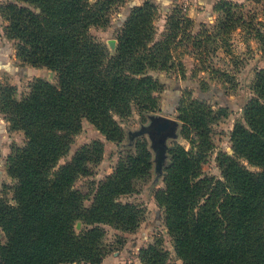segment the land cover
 <instances>
[{
	"label": "trees",
	"instance_id": "obj_1",
	"mask_svg": "<svg viewBox=\"0 0 264 264\" xmlns=\"http://www.w3.org/2000/svg\"><path fill=\"white\" fill-rule=\"evenodd\" d=\"M123 1L13 0L0 6L7 37L19 42L17 56L57 73L56 82L37 79L21 101L14 100L13 86L0 85V97L9 105L5 115L26 137L5 164L16 183L12 201L0 196L5 236L0 264H101L111 251L105 225L133 230L141 222L139 208L119 196L151 170L148 150L129 156L101 181L90 206L84 204L87 194L74 187L86 166L59 164L68 135L78 132L84 119L108 140L119 141L125 131L117 115L127 116L133 108L161 110L167 84L160 72L169 69L171 41L192 20L174 8L167 39L154 42L156 5L131 0L112 53L90 28L108 23L113 5ZM236 5L223 0L216 10L225 13ZM181 74L185 77L183 69ZM253 90L245 124L232 131V153L223 154L221 178L203 175V152L179 143L161 152L165 186L155 199L183 264H264V68L256 73ZM191 94L185 89L175 110L184 129L193 128L207 143L213 109ZM142 133L130 132L129 146ZM240 158L261 171L247 169ZM140 263L169 264L167 252L150 245L141 250Z\"/></svg>",
	"mask_w": 264,
	"mask_h": 264
},
{
	"label": "rangeland",
	"instance_id": "obj_2",
	"mask_svg": "<svg viewBox=\"0 0 264 264\" xmlns=\"http://www.w3.org/2000/svg\"><path fill=\"white\" fill-rule=\"evenodd\" d=\"M9 1L13 0H0V6ZM126 1L113 5L108 14V23L90 28L93 37L105 44L112 53L118 33L122 29L126 7L132 3L131 0L127 3ZM237 4L228 12L217 13L212 22L198 26L192 21L186 32L179 31L173 38L169 69L160 72L167 84L161 98L160 111L147 112L133 108L127 116L117 115L116 118L125 131L119 141L108 140L102 131L86 119L78 132L68 135L69 147L61 156L59 164L81 162L88 169L87 173L79 174L74 183L76 189L87 194L84 200L86 206L91 205L100 182L115 172L120 163L125 162L129 156L137 155L145 149L152 155V168L149 173L134 179L131 191L119 196L120 201L133 203L139 208L141 222L133 230L115 229L105 225L106 242L111 251L101 264H141V250L150 245L165 250L169 264H183L176 254L173 238L165 224V213L155 199V191L165 186L160 150L154 147L153 138L148 132L136 137L129 146V133L143 131L158 115L171 117L177 121V127L175 134L166 139V145L170 147L179 143L187 150L203 152V175L222 177L223 154L232 153V131L236 125L245 124L246 105L255 96L253 83L256 73L264 68V0H244ZM173 13V9L166 15L157 13L153 27L154 42L167 39L170 32L167 22ZM7 24L0 8V32L3 33V38H0V68L21 78L14 79L2 74L0 85L13 86L14 100L21 101L37 79L56 82L57 73L46 66L24 63L17 56L18 40L7 37ZM182 69L185 77L181 74ZM185 89L191 91V97L204 100L213 109V115L208 117L207 143L193 128L184 129L178 118L175 109ZM4 101L0 97V117L8 122V133L3 139L1 135L5 132V126L0 123V171H3L0 173V196L12 201L11 188L16 180L6 174L8 154L1 148L6 144L14 147L18 140L25 143L26 137L22 129L8 120L9 116L5 115L4 108L9 109V105L5 106ZM239 160L247 169L255 173L261 171L245 158ZM167 161L169 157H166L164 163ZM0 238L1 241L5 240L1 229Z\"/></svg>",
	"mask_w": 264,
	"mask_h": 264
},
{
	"label": "crops",
	"instance_id": "obj_3",
	"mask_svg": "<svg viewBox=\"0 0 264 264\" xmlns=\"http://www.w3.org/2000/svg\"><path fill=\"white\" fill-rule=\"evenodd\" d=\"M134 1H136V3H139V4L143 3L144 1H149V2L153 3L154 5H156L158 12L161 13L162 15H166L171 9L174 10V8H176V7L180 10L181 14H183V12L181 11L182 10L181 9L182 0H134ZM221 1H223V0H194V1H191L190 6L188 8H186L185 15L188 18H190L194 24H196L198 26L201 24H205L207 22H212L215 19V15L218 13L216 10V7ZM228 1L235 2V3H241L244 0H228ZM1 35L3 36V33H1ZM1 35H0V38H3ZM3 71H5V70L0 68V76L2 74H4V75L9 76V77L14 78V79H17V77L19 79L21 78V77L16 76V75H11L7 71H5V73H4ZM0 123H3L5 126V132L2 133V135H1V138L3 139L5 134L8 133L7 132V123L8 122L3 117H0ZM2 139L0 140V144L2 143ZM23 144H24L23 141L19 142V140H18L17 142L14 143V146H22ZM1 149L3 150V152L7 153L9 156L12 152L13 147L10 144H6ZM8 156H7V158H8ZM2 172L3 171H0V173H2ZM6 174L9 175L7 173V170H6ZM102 263H104V262H102ZM106 264H109V263H106Z\"/></svg>",
	"mask_w": 264,
	"mask_h": 264
},
{
	"label": "water",
	"instance_id": "obj_4",
	"mask_svg": "<svg viewBox=\"0 0 264 264\" xmlns=\"http://www.w3.org/2000/svg\"><path fill=\"white\" fill-rule=\"evenodd\" d=\"M177 121L171 117L158 115L152 119L150 125L146 126L143 132H148L153 138L154 147L161 152L166 148V139L175 134ZM80 226V223H78Z\"/></svg>",
	"mask_w": 264,
	"mask_h": 264
},
{
	"label": "built area",
	"instance_id": "obj_5",
	"mask_svg": "<svg viewBox=\"0 0 264 264\" xmlns=\"http://www.w3.org/2000/svg\"><path fill=\"white\" fill-rule=\"evenodd\" d=\"M191 1H194V0H182V7H181V11L183 12V15H185V12H186V8H188L191 4Z\"/></svg>",
	"mask_w": 264,
	"mask_h": 264
}]
</instances>
